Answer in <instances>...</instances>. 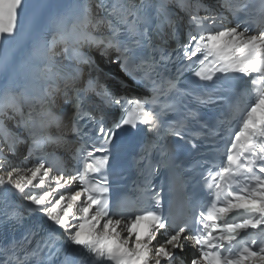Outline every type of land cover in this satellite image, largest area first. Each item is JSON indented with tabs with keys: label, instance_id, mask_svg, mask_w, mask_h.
I'll list each match as a JSON object with an SVG mask.
<instances>
[{
	"label": "snow or ice",
	"instance_id": "6c2138e0",
	"mask_svg": "<svg viewBox=\"0 0 264 264\" xmlns=\"http://www.w3.org/2000/svg\"><path fill=\"white\" fill-rule=\"evenodd\" d=\"M0 264H264V0H0Z\"/></svg>",
	"mask_w": 264,
	"mask_h": 264
},
{
	"label": "bare ground",
	"instance_id": "6f19581e",
	"mask_svg": "<svg viewBox=\"0 0 264 264\" xmlns=\"http://www.w3.org/2000/svg\"><path fill=\"white\" fill-rule=\"evenodd\" d=\"M100 63H101V67L103 68H108V69L112 68L111 64H108L107 62H105L104 59L103 60L100 59Z\"/></svg>",
	"mask_w": 264,
	"mask_h": 264
}]
</instances>
